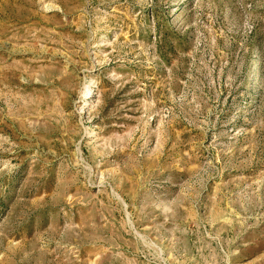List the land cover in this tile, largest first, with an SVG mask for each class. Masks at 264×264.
<instances>
[{
	"label": "rangeland",
	"instance_id": "rangeland-1",
	"mask_svg": "<svg viewBox=\"0 0 264 264\" xmlns=\"http://www.w3.org/2000/svg\"><path fill=\"white\" fill-rule=\"evenodd\" d=\"M0 264H264V0H0Z\"/></svg>",
	"mask_w": 264,
	"mask_h": 264
}]
</instances>
